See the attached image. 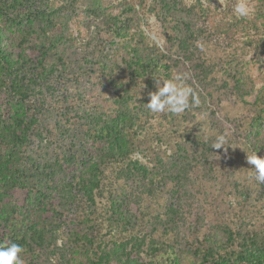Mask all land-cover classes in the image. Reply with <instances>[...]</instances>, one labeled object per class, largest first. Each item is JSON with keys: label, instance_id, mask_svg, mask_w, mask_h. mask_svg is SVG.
<instances>
[{"label": "trees", "instance_id": "obj_1", "mask_svg": "<svg viewBox=\"0 0 264 264\" xmlns=\"http://www.w3.org/2000/svg\"><path fill=\"white\" fill-rule=\"evenodd\" d=\"M259 1L264 19V0ZM155 4L169 31L163 48L139 28L140 17L131 6L118 14L94 10L96 31L85 40L90 51L74 60L81 69L89 66L81 70L88 81L74 79L84 84L73 89L62 80L76 46L68 11L66 15L51 0H0V94L5 93L0 96V245L23 246L24 264H180V245L188 237L195 243L186 249L195 257L189 264H264V201L253 198L261 203L263 226L250 225L254 223L241 215L235 226L226 222L205 229V221L193 220L190 213L193 171L211 170L217 151L210 147L215 121L210 129L200 127L214 115L204 96L198 97L199 106L179 115L164 112L176 127L171 131L177 132L170 154L148 151L151 166L135 156L149 146L145 104L148 93L157 90L155 77L174 80L196 94L198 86L211 84L205 85L213 73L197 43L202 29L189 17L194 7L180 0ZM173 10L181 17L171 19ZM233 78L227 89L240 103L256 108L234 137L226 131V158L232 160L236 145L264 157V86L250 103L253 88L242 76ZM87 84L89 92L83 88ZM48 93L57 97L55 103L67 102V112L73 113L63 112L64 119L56 121L55 143L39 126L38 113L53 104ZM153 134L158 140L167 136ZM167 193L165 209L147 220L149 230L132 234L139 218L134 219L131 200L158 195L163 200ZM100 197L110 202L102 223L125 230L128 237L113 236L107 243L92 232L100 224ZM145 210L152 214L150 204ZM59 229H65L63 234Z\"/></svg>", "mask_w": 264, "mask_h": 264}, {"label": "rangeland", "instance_id": "obj_2", "mask_svg": "<svg viewBox=\"0 0 264 264\" xmlns=\"http://www.w3.org/2000/svg\"><path fill=\"white\" fill-rule=\"evenodd\" d=\"M155 1L158 2L159 0H51L56 8L60 7L66 15L70 14V31L76 45L68 54V62L71 64V68L63 72L65 78L61 77L64 78L62 80H68L66 83L70 84L73 89L84 84L80 83L81 85H79L74 79L80 77L83 82L88 81L87 76L81 70L89 66H84L81 69V66L74 60L77 56H81L85 49L88 50L85 42L96 31L95 24L98 19L94 18V10H99L100 7L107 13L118 14L126 10V6H131L140 17L139 28L163 48L169 37V31L156 14ZM180 1L186 7H194L191 16H188L192 17V21L193 18L195 19L197 28L202 29V36L197 42L200 54L213 67V73L205 85L211 84L206 88L198 86L199 92L196 95L205 97L208 103L207 107L214 111V115L206 116V119L202 118L205 120L200 124V127L210 129L212 127L211 122L215 121L217 130L212 131L215 133L214 136L220 134L221 131V133L227 131L230 137H234V131L245 127L249 118L254 115L253 108L256 106L240 103L236 100V96L231 94V89H227L234 84L233 75L242 76L247 86L250 89L253 88L252 93L247 97L250 103L255 100L259 88L264 86V19L259 16L260 9H263L262 4L259 0H243L249 8L250 14L240 18L233 12L238 0ZM66 5L68 9L65 8ZM64 10H67L68 13ZM176 14L181 17V14L176 10H173L169 17L175 18ZM57 86L59 87L60 83ZM88 87H91V84H87L83 88L89 92ZM0 96L5 98V93L2 91ZM47 97L52 100L53 104L48 103L46 105L49 107L48 111L45 109L38 113L39 126L43 133L49 135L55 143L56 140L54 139H59L53 137L54 132L58 134L55 129L56 121L60 118L64 119L65 114L63 112L68 113L67 115L71 117L73 113L67 112V102L60 100L59 103H55L57 97H52L50 93L47 94ZM149 113L150 117L145 124L148 132H150L148 136L149 146L143 145L140 150L135 151V156L151 166L152 158L146 153L148 151L154 153L155 150H167V153L170 154L176 145L174 137H176L175 133L177 132L176 130L174 133L171 131L172 126L175 129L176 127L171 122L170 117H165L164 113H152L151 111ZM175 118L177 126L180 120L177 116ZM191 127H193L192 124ZM195 129L198 128L195 126L193 130ZM153 133H165L167 136L158 140ZM210 133L211 130H209ZM190 148L195 149L197 147L190 145ZM231 154L233 158L229 162L226 158V151L224 149L217 150L215 156L212 157L213 168L211 170L199 168L193 171L195 177L192 183L193 195L190 196L188 204L193 209L190 211L193 214V220L198 217L205 221V229L208 227L215 228L214 225L217 224L225 225L226 222L235 226L236 219L238 222L241 221V215H245L249 222L254 223L250 225H262L261 203L255 202L253 198L257 197L264 201V186L253 178L252 166L247 163V154L249 153L240 150L239 146L236 145L231 149ZM158 196L156 199L135 198V200H131V207L136 213L134 219L139 218V225L133 228L132 234L141 235L148 231V218L155 215L160 208L165 209L169 200L168 193L163 200H160V196ZM148 204H150L152 213L150 215L144 213ZM109 205L108 199L103 197L97 199L96 207L100 224L98 230H92L94 234L100 239L103 238L107 243L116 239L113 236L117 238L128 237L130 234L121 228H112L108 224L102 223L105 217H108L106 212L109 210ZM82 226L78 225L79 228L87 230V227ZM64 230L59 229L58 231L63 234ZM58 242L62 243V239L60 238ZM190 245L191 249L195 245L191 237H188V241L181 243L180 264H189L195 259L193 254L186 250L190 249ZM142 259L146 263L144 255H142Z\"/></svg>", "mask_w": 264, "mask_h": 264}, {"label": "clouds", "instance_id": "obj_3", "mask_svg": "<svg viewBox=\"0 0 264 264\" xmlns=\"http://www.w3.org/2000/svg\"><path fill=\"white\" fill-rule=\"evenodd\" d=\"M233 12L240 18L247 17L250 14V10L243 0H238ZM161 82H163L162 86ZM155 87L157 90L148 93L149 100L145 104L152 113L169 112L179 115L190 106L197 107L200 104L198 96L190 87L179 85L174 80L162 76L155 77ZM227 143V133L217 134L210 147L216 150L223 147L227 151ZM247 163L252 166L253 178L258 183L264 184V157L258 156L257 152L253 151L251 154H247ZM24 251L23 246L16 243L0 245V264H24V259L21 256Z\"/></svg>", "mask_w": 264, "mask_h": 264}]
</instances>
